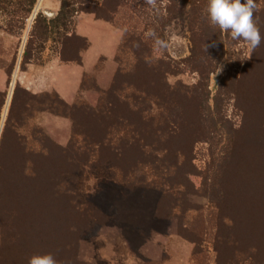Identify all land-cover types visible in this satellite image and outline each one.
Listing matches in <instances>:
<instances>
[{
	"label": "trees",
	"instance_id": "1",
	"mask_svg": "<svg viewBox=\"0 0 264 264\" xmlns=\"http://www.w3.org/2000/svg\"><path fill=\"white\" fill-rule=\"evenodd\" d=\"M60 1L52 20L63 23L75 8ZM35 2L20 0V15L28 17ZM75 3L77 14L92 13L123 29L117 67L106 89L84 75L81 90L99 92L95 106L80 94L67 104L55 92L32 94L16 83L0 138L3 152L4 134L14 115L11 143L16 157L7 164L0 160V171L6 172L0 177V264H28L33 255L49 253L58 264H88L76 257L79 241L94 227L113 219L135 246L172 216L180 220L179 236L195 245L193 255L209 238L215 264H264V39L250 60L241 62L239 75L226 73L212 95L209 77L228 43L242 42L210 25L207 0H158L159 15L144 0ZM256 3L254 19L264 37V0ZM118 13L134 16L135 23L120 27L114 21ZM38 21L42 43L35 54L26 47L21 70L40 58L48 39L42 24L46 18L38 14ZM172 24L188 33L191 47L184 61L199 74L194 85L169 83L168 77L179 72L174 60L157 57L153 39L146 36L154 30L164 39ZM71 37L77 43L62 48L60 59L81 63L80 52L89 42L74 32ZM3 68L10 81L13 67ZM224 99L233 100L241 117L239 128L224 115ZM5 103L6 93L0 92V112ZM41 111L71 121L66 146L24 127ZM200 141L208 142L213 154L212 168L202 176L198 190L209 199L206 208L189 206L185 198L189 191L197 192L189 178L198 174L193 149ZM97 180L93 192L85 187ZM151 193H159V199L149 223Z\"/></svg>",
	"mask_w": 264,
	"mask_h": 264
},
{
	"label": "rangeland",
	"instance_id": "2",
	"mask_svg": "<svg viewBox=\"0 0 264 264\" xmlns=\"http://www.w3.org/2000/svg\"><path fill=\"white\" fill-rule=\"evenodd\" d=\"M47 1L48 0H36L31 13L28 17L24 18L20 15V9L18 8L20 0H0V66L6 67V69L11 66L13 67L10 79L13 70L16 67L20 69L23 59L22 56L26 47L32 51L31 53L35 54L37 53V48L42 43V39L38 38V33L40 31L38 25L39 21L36 23V16L38 14H42V16L46 18V22H42V24L44 25L45 23L46 25L45 29L48 39L44 43L43 51L38 55L40 58L35 59V62H39L45 57L53 56L56 52L59 53L62 48H70L71 45L77 43L73 41L71 34L73 33L74 17L79 9V3L75 2L80 0H66L71 3L69 8H75V11L70 10L63 23L59 20H52L58 15L61 1L57 0L59 3L57 7L47 4ZM92 5L94 7L96 3L92 2ZM23 6L25 7V4ZM46 10L55 12V15L48 16L45 13ZM128 19L130 21H128ZM114 21L119 26H128L131 22L133 24L135 23L134 16L130 17V14L121 16L120 13L114 16ZM136 26L138 27V25H135V27ZM67 37L69 38L67 39ZM164 39L169 42V48L163 52L155 51V54L157 57L165 56L174 60V65L179 71L177 74L168 77L169 83L175 84L176 82H181L188 86L194 85L199 78V74L197 71H192L188 68L184 61L190 54L191 42L188 33L179 26L172 24L168 27ZM228 45L230 46L226 47V53L222 60H220L216 71L209 77V89L212 95L216 93L226 73L229 72L234 75H239L243 66L241 62L244 59L250 60L251 57V53L248 52L247 46L243 43H228ZM223 103L222 111H224V115L229 119L230 123L232 122L231 125H233L234 128H239L241 117L233 105V100L228 102L224 99ZM9 106L10 101L0 130V138L3 126L6 125L5 121L8 118ZM11 117V120H9L10 122L8 121L10 126H7L8 129L3 139L6 150L4 148L3 152H0V160L5 164L16 157L14 153L15 146L11 143V141L13 142L12 134L16 132L15 122L13 120L14 115H11ZM15 117H17V113ZM40 122H42V117L39 112H37L27 120L24 127L30 129L32 132H34V130L41 132V134H43L41 135L39 133L41 139L46 135L60 146H66L68 144L71 125L67 142L65 144H60L47 133L45 127ZM11 123L13 125L12 127ZM211 147L212 146L208 142L204 141H200L194 146L193 164L198 174H191L189 179L193 187L197 189V192L189 191L186 194V203L189 206L206 208V206L209 205L208 197L204 196L198 190L201 187L202 176L209 170V167L210 169L212 168L213 154L211 153ZM219 147L220 146H217L216 149L218 150ZM4 173L0 171V177H3L1 174ZM96 184L98 186V180L97 183L89 181L88 183L86 182L85 187L93 192ZM148 199L151 204V209H149L150 223L158 203L159 193L149 194ZM1 203L2 202H0V205H2ZM0 208L2 207L0 206ZM179 224L180 220L178 217L172 216L167 218V220L161 221V230H151L145 240H141L138 244L133 246L128 242L122 228L113 219H110L107 223L94 227L93 232L89 236L79 241L76 260L88 264H215L216 253L210 239L205 238V242L203 241V243L197 245V250H200V253L193 255L195 245L179 236ZM2 239L3 229L0 226V245Z\"/></svg>",
	"mask_w": 264,
	"mask_h": 264
},
{
	"label": "crops",
	"instance_id": "3",
	"mask_svg": "<svg viewBox=\"0 0 264 264\" xmlns=\"http://www.w3.org/2000/svg\"><path fill=\"white\" fill-rule=\"evenodd\" d=\"M47 4L59 6L57 0H48ZM73 32L89 42L88 47L80 52L81 63L63 62L56 52L39 62L28 63L24 70L16 67L10 81L6 70L0 67V92L6 93V109L16 83L32 94L55 92L67 104H72L78 94L90 105L97 104V90L89 87L81 90L83 77L85 74L90 75L101 89L109 87L117 67L115 55L123 31L105 20L96 18L92 13L80 12L74 17ZM3 108L4 106L0 112V130L6 113ZM39 114L42 117L40 123L47 133L58 143L65 144L71 125L69 119L48 111H41Z\"/></svg>",
	"mask_w": 264,
	"mask_h": 264
},
{
	"label": "clouds",
	"instance_id": "4",
	"mask_svg": "<svg viewBox=\"0 0 264 264\" xmlns=\"http://www.w3.org/2000/svg\"><path fill=\"white\" fill-rule=\"evenodd\" d=\"M144 4L155 15L161 13L158 0H144ZM256 10V0H243V2L242 0H207L205 9L210 25L218 28L223 33H228L231 40L242 42L247 46L249 53L254 52L264 39L254 19ZM146 36L153 39L154 51L163 52L169 48V42L157 36L154 30H149ZM28 264H58V261L49 253L33 255L30 257Z\"/></svg>",
	"mask_w": 264,
	"mask_h": 264
},
{
	"label": "water",
	"instance_id": "5",
	"mask_svg": "<svg viewBox=\"0 0 264 264\" xmlns=\"http://www.w3.org/2000/svg\"><path fill=\"white\" fill-rule=\"evenodd\" d=\"M45 13H46L48 16H53V15H55V12H53V11H49V10H46Z\"/></svg>",
	"mask_w": 264,
	"mask_h": 264
},
{
	"label": "bare ground",
	"instance_id": "6",
	"mask_svg": "<svg viewBox=\"0 0 264 264\" xmlns=\"http://www.w3.org/2000/svg\"><path fill=\"white\" fill-rule=\"evenodd\" d=\"M8 101H9V98H8ZM8 106V105H7ZM4 111H6V107H5V110Z\"/></svg>",
	"mask_w": 264,
	"mask_h": 264
}]
</instances>
